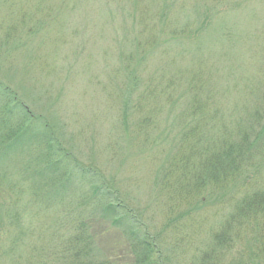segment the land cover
<instances>
[{"label":"rangeland","instance_id":"374dc122","mask_svg":"<svg viewBox=\"0 0 264 264\" xmlns=\"http://www.w3.org/2000/svg\"><path fill=\"white\" fill-rule=\"evenodd\" d=\"M145 7L158 28L163 20L178 19L185 40L179 47H165L162 40L143 60L129 39L138 32L135 23ZM199 70L204 78L194 91L187 84ZM176 75L188 78L173 88L178 108L171 112L164 104L157 115L160 127L138 133L136 123L145 114L139 103L143 95L148 102V86L156 96ZM0 80L18 94L29 115L49 125L61 148L96 172L97 183L113 188L114 199L131 209L171 263L193 264L197 251L209 244L210 228L233 201L219 205L222 196L209 188L199 200L174 190L175 163L188 151L179 145L183 126L176 121L187 110L186 98L211 93L224 120L264 107V0H0ZM44 149L34 141L0 158V214L7 202L21 197L30 214L42 209L33 217L36 228L63 209L101 203L88 199L90 188L81 176L70 180L73 190L79 181L83 185L73 199L70 189L62 197L47 195L25 177L32 169L25 173L23 166L31 158L36 163ZM94 217L103 256L127 264L130 247L120 229L101 211ZM4 225L3 246L9 237Z\"/></svg>","mask_w":264,"mask_h":264},{"label":"trees","instance_id":"16d2710c","mask_svg":"<svg viewBox=\"0 0 264 264\" xmlns=\"http://www.w3.org/2000/svg\"><path fill=\"white\" fill-rule=\"evenodd\" d=\"M168 21L163 20L158 28L153 25L148 9L141 11L135 23L138 32L129 40L143 54V60L163 41L165 47L174 44L179 47L185 40L182 35L185 27L178 19ZM180 78L188 79L171 76L164 92L156 96L148 86V102L143 95L139 103L138 111L144 110L145 114L136 123L138 133L148 135L160 127L157 115L164 104L171 112L178 108L179 100L173 98V88L178 86ZM200 78L204 74L199 70L195 78L191 76L188 80H193L188 87L196 91L201 85ZM209 80L210 77L203 79V84ZM207 98H186L187 110L176 121L183 126L179 145L186 146L188 151L175 163L177 180L172 186L181 196L195 200L210 189L225 197H220L219 205L233 202L225 208L221 222L210 228L209 244L197 251L193 264H264V107H255L239 120H224L221 116L224 111L216 104L214 94ZM1 103L0 158L20 153L35 141L45 149L37 154L36 163L31 158L23 166L25 173L32 169L25 177L30 176L47 195L62 197L70 189L68 194L72 199L83 191L85 182L86 188H90L88 199L101 203L93 209H63L64 214L55 220H43L42 228H36L33 217L42 209H32L34 212L30 214L22 208L21 197L7 202L1 209L0 223L5 224L9 237L7 245H0V261H8H4L6 264H117L113 258L103 256L98 244L93 221L95 212L101 211L128 241L127 264H179L171 263L172 258L169 260L159 244L148 236L131 209L114 199L113 188L97 183L96 172L61 148L54 141L55 133L49 125L29 115L18 94L0 80ZM42 160L45 163L39 164ZM77 175L81 176L82 183H76L73 190L70 180ZM214 215L219 216V209ZM201 222L202 219L198 223Z\"/></svg>","mask_w":264,"mask_h":264}]
</instances>
